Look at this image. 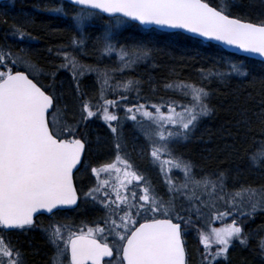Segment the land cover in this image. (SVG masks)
<instances>
[{
  "label": "snow or ice",
  "instance_id": "snow-or-ice-1",
  "mask_svg": "<svg viewBox=\"0 0 264 264\" xmlns=\"http://www.w3.org/2000/svg\"><path fill=\"white\" fill-rule=\"evenodd\" d=\"M43 10L71 34L47 49V67L31 19L0 41V264H28L31 242L19 237L37 230L43 264H189V231L200 264H227L230 249L254 237L264 255V227L246 230L264 214V182L239 179V168L198 174L181 151L215 115L213 86L247 79V66L217 61L195 67V79L176 68L161 79L139 72L160 67L162 38L216 42L264 63V0L255 19L245 0H63ZM145 88L167 95L149 100ZM239 99L221 162L241 158L237 145L250 141L246 170L264 177V87ZM96 121L103 131L93 139Z\"/></svg>",
  "mask_w": 264,
  "mask_h": 264
},
{
  "label": "trees",
  "instance_id": "trees-1",
  "mask_svg": "<svg viewBox=\"0 0 264 264\" xmlns=\"http://www.w3.org/2000/svg\"><path fill=\"white\" fill-rule=\"evenodd\" d=\"M218 2V0H217ZM62 3L60 0H9L0 5V41L4 39L5 33L13 25V23H21L25 18L33 21V26L28 30L32 35L37 37L35 41V48L38 50L39 55L37 59L45 67L48 66L50 60L55 59L47 52L48 48H56L62 44H67L70 38V32L66 21L58 16L51 15L44 11V7L49 4ZM245 3L252 9L251 15L255 19L259 14L260 0H245ZM138 27V26H137ZM100 25H96L91 32L99 31ZM133 32L136 31L134 28ZM127 36L128 33H125ZM8 43H13L11 37L8 38ZM160 51L157 54V62L159 68L153 70L151 68H141L140 74L145 79L148 74L154 75L157 79L163 78L167 75L172 68H176L181 73V78L195 79L197 73L195 67L201 65L210 66L217 61H220L223 66L224 61H232L247 66L246 70L250 72L247 79L233 78L224 84L218 83L214 85V95L212 97V104L215 106V115L210 119H205L194 134L191 142L182 147V152L186 158L190 159L197 166L198 174L201 172H212L219 167L240 169L241 175L239 179L251 183L264 182V177L259 173H250L247 169V162L244 157V149L251 146L250 141L243 146L237 145L240 149V157L221 162L225 156L223 149L226 144L232 143L227 135L223 134V130L231 127L229 121L232 120V113L229 109L237 102H243L247 93L255 95L262 87H264V63L251 60L245 57H240L227 53L216 45L203 43L195 45L192 41L186 40L183 37L176 38L175 40L160 39L155 41ZM87 59V58H86ZM63 81L64 88L69 87L71 76L67 72H61L57 85ZM85 89L91 93L94 87L93 80L88 78L84 81ZM149 100H158L160 95H167L163 92L153 95L147 88L143 93ZM179 99V97H178ZM103 128L99 121L93 124L89 131ZM103 130V129H102ZM233 131H235L233 129ZM211 157V158H209ZM220 157L221 159H216ZM235 175V173H234ZM210 222V221H209ZM213 226H221L215 223ZM264 227V214H258L254 220L246 223V230L248 232H255L257 229ZM189 239L187 243V252L189 264H200V254L198 249L200 245L195 231L187 232ZM191 234V238H190ZM264 234V233H262ZM258 237H254L248 247H242L236 244L228 253L227 264H264V255H261L257 248ZM32 247L29 248V255L27 260L30 264H43L46 258L43 252H46L42 246V242L35 237L32 241Z\"/></svg>",
  "mask_w": 264,
  "mask_h": 264
},
{
  "label": "flooded vegetation",
  "instance_id": "flooded-vegetation-1",
  "mask_svg": "<svg viewBox=\"0 0 264 264\" xmlns=\"http://www.w3.org/2000/svg\"><path fill=\"white\" fill-rule=\"evenodd\" d=\"M44 222L47 223V219L46 218H45ZM35 237H38V239L42 242L41 244H42L43 248L47 252L48 249L46 247V244H45V241L43 239V236H42V234L38 230L33 235H31L30 237H28V238L19 237V239L21 241H24L25 239L29 240L31 242V247H32V245H33V242L32 241L35 239ZM190 238H191V234H190ZM191 240L192 239H189V234L186 233V235H185L186 246H187V243L189 241H191ZM26 245L29 247V244L25 243V245H24L25 248H26ZM28 264H30L29 260H28Z\"/></svg>",
  "mask_w": 264,
  "mask_h": 264
},
{
  "label": "water",
  "instance_id": "water-1",
  "mask_svg": "<svg viewBox=\"0 0 264 264\" xmlns=\"http://www.w3.org/2000/svg\"><path fill=\"white\" fill-rule=\"evenodd\" d=\"M5 1H7V0H0V3L5 2ZM62 1H63V0H62ZM185 35H186V34H185ZM203 43H210V44H213V45H217V46H219L221 49H223L224 51H226L227 53L234 54V55L241 56V57H245V58H250V59H253V60H256V61L261 62L259 57L246 56L245 54H242V53L236 52V51H234L233 49L228 48V47H226V46L218 45L216 42H203Z\"/></svg>",
  "mask_w": 264,
  "mask_h": 264
},
{
  "label": "rangeland",
  "instance_id": "rangeland-1",
  "mask_svg": "<svg viewBox=\"0 0 264 264\" xmlns=\"http://www.w3.org/2000/svg\"><path fill=\"white\" fill-rule=\"evenodd\" d=\"M102 129H103V128H100V129H95V130H94V132L92 133L91 137H92L93 139H95V137H96L97 133H99V132H102V131H103ZM181 151H182V149H181ZM217 227H220V226H217ZM43 254H45V252H43Z\"/></svg>",
  "mask_w": 264,
  "mask_h": 264
}]
</instances>
